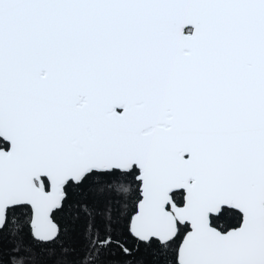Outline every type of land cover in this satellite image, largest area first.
<instances>
[{
	"label": "snow or ice",
	"instance_id": "1",
	"mask_svg": "<svg viewBox=\"0 0 264 264\" xmlns=\"http://www.w3.org/2000/svg\"><path fill=\"white\" fill-rule=\"evenodd\" d=\"M0 264H264V0H0Z\"/></svg>",
	"mask_w": 264,
	"mask_h": 264
}]
</instances>
